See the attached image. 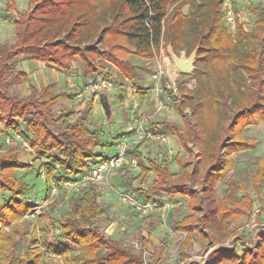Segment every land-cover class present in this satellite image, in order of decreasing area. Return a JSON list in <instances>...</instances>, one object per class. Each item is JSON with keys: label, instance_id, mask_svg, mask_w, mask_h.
I'll return each instance as SVG.
<instances>
[{"label": "trees", "instance_id": "obj_1", "mask_svg": "<svg viewBox=\"0 0 264 264\" xmlns=\"http://www.w3.org/2000/svg\"><path fill=\"white\" fill-rule=\"evenodd\" d=\"M10 1L7 11L16 5L15 0ZM237 1L232 0L235 9ZM224 2L36 0L33 10L20 13L14 21L15 42L0 43V82L13 71L15 64L11 60L18 56L64 71L70 70L75 58L79 57L84 63L86 77L103 72L95 60L104 58L127 80L133 81L134 66L129 60L130 55L153 59L158 57L161 47L167 46H171L178 56L183 51L186 56L197 51L195 89L182 97L165 85L164 90L178 103L177 110L182 117L184 107L190 108V115L184 117V130L178 129L177 133L181 141L200 145V161L198 165L184 161V173L176 178L166 163L152 161L151 167L142 165L143 173L155 172L157 175L153 191L189 198L192 213L172 225L174 231L185 234L180 248L190 247L197 236L206 242L210 237L207 219L214 213L224 231H228V237L236 236L238 224L243 218L250 220L253 213L254 197L246 188L240 197L228 198L227 195L219 201L216 212L207 210L204 192L195 187L188 188L191 183H201L206 188L213 178L225 179L235 165L233 154L254 149L258 144L243 134L245 128L264 123V56L255 48V33H246L242 23H236L234 34L228 31ZM252 11L258 18L256 30L260 31L264 28V7ZM28 79L27 73L20 70L7 84H21ZM180 87L185 89L181 84ZM55 88L56 83L41 90L31 85V92L25 98L0 90V124L6 131H17L32 149L40 156H47L51 166L58 168L56 174L47 164V178L75 180L90 167V160L99 157L94 148L102 143L98 133L90 130L88 118L83 113L74 110L54 116L55 104L68 97L66 93L55 96ZM101 104L110 114L106 91L101 93ZM19 121L26 124L34 140L28 137ZM51 125L61 130L52 132ZM142 145L143 141L137 148ZM17 155L18 150L14 147L0 153V190L11 194L0 204L1 227L16 225L32 207L24 199L27 186L15 176L16 169L27 166L18 161ZM257 159L261 168L251 174L249 184L256 194H260L264 157ZM228 180L233 188L237 185L236 181ZM97 185L84 186L62 219L41 218V223L51 230V237L42 241L45 251L61 258L63 264L149 263L145 252L150 244V233L142 236L141 248L136 252L101 232L99 223L106 209L98 202ZM262 212L261 202L260 210L255 214L257 220H261ZM261 237L262 243H256L257 249L252 250L246 244L242 254L237 252L236 246L231 249L219 247L209 254L205 264H264V235ZM212 241L216 239L212 237ZM11 242L13 237L0 231V264H14ZM165 252V244L159 245L149 264L160 263ZM43 254V251L28 253L23 260L29 264H48L47 259L40 263Z\"/></svg>", "mask_w": 264, "mask_h": 264}, {"label": "rangeland", "instance_id": "obj_2", "mask_svg": "<svg viewBox=\"0 0 264 264\" xmlns=\"http://www.w3.org/2000/svg\"><path fill=\"white\" fill-rule=\"evenodd\" d=\"M225 1L228 5L233 6L232 0ZM10 3V0H0V43L13 44L15 42L14 21L18 19L20 13L30 12L37 4L36 0H15V8L7 11L6 7ZM263 7L264 0H238L237 8L232 7V10L237 15V18L241 17V23L245 32L255 33V48L257 51L262 52L264 56V28L260 31L256 30L258 18L252 11L253 8ZM187 8L186 6L185 11H187ZM235 29L228 25V31L232 34L235 33ZM161 48H165L162 51V57L168 56L167 47ZM160 55L161 53L159 52L158 57ZM178 57L181 60L189 58L184 51ZM26 59L30 61V58L25 56H18L11 60L15 64V67L12 72H9L5 76L3 82H0L1 91L25 98L31 92L30 86L34 84V80L36 81L40 75L36 81V88L41 90L48 84L56 83L54 95L66 93L68 96L59 100L53 107L55 117H58L61 113L74 111L76 107L74 103H82L86 99L85 97L90 95L88 93L83 94L85 85L92 81V79H85L84 63L79 57L75 58L70 70L64 71L53 65L46 64V67L36 69V72L39 74L36 75V79L29 78L28 81L21 83V86L8 85L7 82L11 81L12 77H15V74L21 69L25 71L35 68L31 65L32 62L27 63ZM106 61L104 58H97L95 60V64L102 67L103 72H98L94 77H108L112 83L111 88L106 91L109 98L110 114H108L102 104L97 103L96 106L93 101L88 102L83 110L79 111L87 116L90 130L98 133L102 143L100 146L94 148V152L99 157L90 160V164L116 156L119 153V146L122 142L129 143V150L112 172L109 179L97 185L98 202L106 209V214L101 218L99 223L101 232L120 241L133 251L138 252L141 248L142 236L147 235V229L155 230V238L153 241L150 238V244L145 252V257L149 263L153 261L154 252L161 244H165L169 250L166 248L164 258L160 263L205 264L208 255L211 253V249L214 250L218 247L231 249L234 245L237 252L242 254L248 244L262 243L261 235H264V180L261 184L260 194H256L255 189L249 182L251 174L257 173L261 168L260 163L257 162V158L264 157V123L245 128L243 134L248 138L256 140L258 144L254 149L243 150L233 154L235 165L225 179L218 180L217 177L213 178L211 182L206 184V188H203L201 183L196 185L191 183L188 187L189 189L195 187L197 190L200 189L201 193L204 192V199L206 200L209 212H214V210L216 212L219 201L223 200L227 195L228 198L242 196L244 193L243 189L246 188L254 197V206L251 219L247 220L243 218L237 227L234 226L237 229L236 236L241 237H235L234 240L230 236L228 237V231H224L222 223L220 224V220H218L216 213H214L207 219L206 228L210 237L207 238L206 242L203 243L200 237L197 236L193 240L192 246H182L180 248V243L185 234H176L172 241L168 239V235L173 230L170 228L172 222L179 221L192 213L189 208V198L179 194L171 196L158 190L153 191L157 175L155 172L143 173L142 165L151 167L152 161L158 164L166 163L169 165L170 171L175 178L184 173V161H190L192 164L198 165L200 161V145L197 142L186 141L185 143L181 141L177 133L178 129L184 130V119L190 115V108L184 107L182 114L185 118L182 117L177 110L178 103L173 98L170 105L162 111H158L159 102L165 101L167 97L163 96L164 92L166 93L165 90H162L160 93L158 92L161 85H158L156 78H154L153 87L151 79L145 83L150 88L152 87L153 92H150L148 96L143 98L140 96L136 99L138 105L142 104L138 110V106H134V100L129 99L126 89L133 86L138 91L143 90L142 83L137 80H127L121 73L115 75L112 71L106 70V66L112 67L111 63L109 64ZM75 65L80 66L81 69V77L79 76L76 80L71 75ZM161 65L163 64L161 63ZM173 66L177 69L174 63ZM158 68L159 66L157 67V71ZM163 69L165 70V74L162 77L161 84L163 83L165 87H167V84H175L174 87L177 88L176 95H179V97L187 96L188 91L195 89L197 82L194 72L191 74L180 73L176 83H171L166 77V69L164 67ZM60 71L63 74L69 75L73 79V82H76L75 86H71L70 84L68 88L66 84L69 81L65 76L60 75L62 74ZM118 84L121 87L123 86V89L120 88V92H118ZM180 84L185 87L184 90L180 89ZM171 91L174 92L173 90ZM79 93H81V96H79ZM140 94L145 95V93ZM167 94L170 97V94ZM100 96L98 95L97 97L101 99ZM125 98H128V101ZM155 98H157L156 105L150 108L149 104ZM153 113L156 118H160L161 115H170L168 119L173 118L175 120L153 121V118H151ZM136 118H138L137 121ZM141 120H145V127L149 131L163 133L167 138V142L159 143L154 140L143 139L137 131ZM19 123L22 129L28 133V137L34 140L35 137L29 131L26 124L22 121H19ZM131 126L133 130L129 131V127ZM50 130L58 133L61 129L55 125H51ZM142 141L143 145L137 148ZM9 147H14L18 150L17 159L20 163L27 164L25 167L16 169L15 176L20 183L27 186L28 190L25 193L24 199L32 206L31 211L20 219L16 225L1 227L0 224V231H5L13 237L10 250L14 259L13 263L29 264V262L23 260L25 259L24 255L43 251L44 254L41 257L40 263L47 259L48 264H63L61 258L51 252L48 253L47 250L45 251L42 241L45 238L51 237V230L48 229L47 224L41 223V218H44L43 220H48L47 218L49 217L62 219L66 215L70 210L72 200L82 191L84 186L91 183L88 178V169L86 168L85 173L79 175V178L75 180L64 181L62 178L59 181L57 179L50 180V178H47L46 171L51 168L57 174L58 168L51 166L47 156H40L35 149H32L27 140L19 135L17 131H6L0 124V153L6 151ZM30 162L33 163L31 164ZM228 178L236 181L237 185L234 188L229 183ZM121 193H127L140 201H153L161 204L173 202L175 203V207L171 211L166 212V214L164 213L163 220L160 217V220L156 218L150 223V221H147L148 215H152L156 210L148 215H143L132 205L123 202L121 200ZM10 197L11 194L9 192L0 190V204H3ZM261 202L263 204V212L261 220H257L255 214L260 210ZM171 213L172 221L167 218L169 217L168 214ZM165 218L168 221L166 225L163 223ZM123 227L125 228L124 230H122ZM212 237L216 239L215 242L217 243L212 241Z\"/></svg>", "mask_w": 264, "mask_h": 264}, {"label": "built area", "instance_id": "obj_3", "mask_svg": "<svg viewBox=\"0 0 264 264\" xmlns=\"http://www.w3.org/2000/svg\"><path fill=\"white\" fill-rule=\"evenodd\" d=\"M232 7L233 6L228 5L226 1L224 2V9H225L224 18L228 25L235 28L237 22L241 23V17L239 16L237 18V15L233 12ZM164 74H165V70L163 69V66L159 65L158 71L156 75L154 76V78H156L157 80V84L161 85L160 89L158 90L159 93L162 92V90L164 91V88H163L164 84L163 83L161 84V80ZM174 85L175 84L173 85L167 84V88L172 89L174 93H176L177 88H175ZM111 86H112V83L108 77L99 76V77L94 78L92 81H90L88 84L85 85L83 94L88 93L93 97H97L101 93L109 90ZM79 96H81V93H79ZM172 99L173 98L170 96V97H167L165 101H160L158 104V111H162L164 108L170 105L172 102ZM144 123H145V120H141L137 128L138 134L141 137H143V139H150V140H154L159 143L167 142V138L165 135H163V133L149 131L145 127ZM128 148H129V143L122 142L119 146V153L116 156L110 157L107 160L99 161L95 164H90V167L88 168V178L90 182L99 184L101 182L107 181L110 175L112 174V172L115 170V168L123 160L124 156L126 155L128 151ZM121 200L125 203L132 205L137 211L141 212V214L143 215H148L152 211H155L159 208H163L166 214V212L171 211L172 208L175 207V203L173 202L161 204V203H157L153 201H140L136 197L131 196L127 193H121ZM163 223L166 225L167 223L166 218L164 219ZM248 246L250 249H257L256 244H248Z\"/></svg>", "mask_w": 264, "mask_h": 264}, {"label": "crops", "instance_id": "obj_4", "mask_svg": "<svg viewBox=\"0 0 264 264\" xmlns=\"http://www.w3.org/2000/svg\"><path fill=\"white\" fill-rule=\"evenodd\" d=\"M14 35H15V32H14ZM163 49L165 50V48H161V51H160V53H161V55H160V57H156V58H153V59H143V58H141V57H139V56H136V55H130L129 56V60H130V62L133 64V66H134V74H135V78H134V80L136 81H139V82H141L142 83V89L143 90H137V89H134L133 88V86H130V87H128L126 90H127V94L129 95L128 97H129V99H133L134 100V106H138V110L140 109V106L142 105V104H137V101H136V99L137 98H139L140 96H141V98H143V97H145V96H148L149 95V93L150 92H153V89H152V87H153V85H154V76L156 75V73H157V67L159 66V65H161V63L163 64L162 66L166 69V77L169 79L168 81H171V83H176V81H177V78L180 76V73L181 72H179L177 69H175L174 68V66H173V59H172V53H173V50H172V47L171 46H167V48H166V51H167V53H168V56H164V57H162V51H163ZM182 56H183V54H182ZM162 57V58H161ZM161 58V59H160ZM27 63H29V62H32L31 63V65H33L35 68L34 69H29V70H25L24 72H26L27 73V75H28V77L29 78H33V80L34 79H36V75H39L36 71V69L38 68V69H42V68H44V67H46V64L45 63H41V62H37V61H34V60H31L30 59V61H28L27 59L25 60ZM107 62V61H106ZM39 63V64H38ZM109 63V62H108ZM110 64V63H109ZM111 68H109V66H106V70H110V71H112L115 75H117V74H119L120 73V71L115 67V66H113L112 64H111ZM22 70V69H21ZM23 71V70H22ZM81 71V69H80V66L78 67V66H76L75 65V68H73V71H72V73H71V75L73 76V78H75V80L77 79V78H79V76L81 77V75H80V72ZM60 72H62V71H60ZM61 76L63 75V76H65L66 77V79H68V83L66 84L67 85V87L69 88L70 87V84H71V86H75V84H76V82H73V79H71L70 78V76L69 75H66V74H63V72H62V74H60ZM39 77H40V75L38 76V78H37V80L39 79ZM85 78V77H84ZM95 77L93 76V77H86L85 79H94ZM149 79H151L152 80V87L150 88V86H147V85H145V83H146V81L147 80H149ZM36 80V81H37ZM89 80V81H90ZM36 81L34 80V84H33V86H35V87H37L36 85H37V83H36ZM71 82V83H70ZM187 82V81H186ZM169 83V82H168ZM167 84V83H166ZM183 84H184V82H183ZM16 85H18V86H21V84H16ZM145 85V86H144ZM185 85H186V83H185ZM120 85L118 84V88H119V90H118V92H120V88H122L123 89V86L121 87H119ZM125 89V88H124ZM140 93H145V95L144 94H140ZM168 92H164V94H163V96L166 98V97H168L169 95L167 94ZM121 97V96H120ZM86 99L84 100V102H82V103H74L75 105H76V107H75V110L76 111H81V110H83V108H84V106L88 103V102H90V101H93L94 102V105H96L97 106V103H100L101 104V99H99L98 97H96V98H94V97H92V96H90V95H88L87 97H85ZM101 98V97H100ZM127 101H128V98H125ZM126 101V102H127ZM156 102H157V98H155L154 100H152L151 102H150V104H149V107L150 108H152V107H155V105H156ZM128 108H129V106H128ZM80 113H82V112H80ZM153 115V116H152ZM151 115V118H153V121H161V122H163V121H165V120H169V121H174L175 119H173V118H171V119H168V118H170V115L169 116H164V115H161L160 116V118H156L155 117V115H154V113ZM137 117V116H136ZM138 120V118H136V121ZM133 127L131 126V127H129V131H132L133 129H132ZM134 210V209H133ZM134 211H136V210H134ZM137 212V211H136ZM164 210H163V208H159V209H157L155 212H153L152 213V215H148V220L147 221H150V223H152L156 218H159V220H160V217H162L161 219L163 220V218H164ZM169 215V217H167L168 218V220H170V221H172L173 220V218H171V215H172V213L171 214H168ZM141 216V215H140ZM171 218V219H170ZM180 221V220H179ZM164 222V221H163ZM168 222V221H167ZM177 222V221H176ZM175 222H172L171 224L173 225ZM172 225H170V228L171 229H173L172 228ZM125 228L123 227L122 228V230H124ZM156 229V228H155ZM121 230V231H122ZM148 231L146 232V233H150V238H151V240L153 241V239L155 238V236H154V234H155V230H153V229H147ZM176 234H180V232H176V231H174L173 232V230H171L170 231V233H169V235H168V239H171V241H172V239L176 236ZM235 237L236 236H233V237H231L233 240L235 239ZM185 238V237H184ZM184 238H183V240H184ZM118 239V238H117ZM227 239H229V238H227ZM182 240V241H183ZM181 241V242H182ZM193 244V243H192ZM192 246V245H191ZM233 247H234V245H233ZM232 247V248H233ZM167 248V247H166ZM219 248V247H218ZM167 250H169L168 248H167ZM215 250V249H214ZM214 250H210V252H212V251H214ZM209 256V255H208ZM208 258V257H207ZM158 264H166V263H158ZM167 264H169V263H167ZM176 264V263H175ZM189 264H191V263H189Z\"/></svg>", "mask_w": 264, "mask_h": 264}, {"label": "water", "instance_id": "obj_5", "mask_svg": "<svg viewBox=\"0 0 264 264\" xmlns=\"http://www.w3.org/2000/svg\"><path fill=\"white\" fill-rule=\"evenodd\" d=\"M196 57L197 51H194L187 60H181L178 55H176L174 52L172 53L173 62L178 71L182 74H191L194 72Z\"/></svg>", "mask_w": 264, "mask_h": 264}]
</instances>
